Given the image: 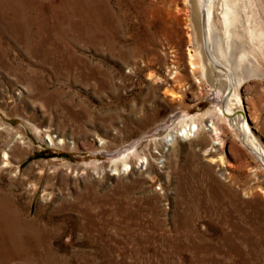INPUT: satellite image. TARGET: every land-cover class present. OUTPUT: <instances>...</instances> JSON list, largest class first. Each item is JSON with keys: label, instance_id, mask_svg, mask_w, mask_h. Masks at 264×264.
I'll return each instance as SVG.
<instances>
[{"label": "rangeland", "instance_id": "rangeland-1", "mask_svg": "<svg viewBox=\"0 0 264 264\" xmlns=\"http://www.w3.org/2000/svg\"><path fill=\"white\" fill-rule=\"evenodd\" d=\"M188 16L183 0H0V190L69 264H264V164L234 124L209 129L223 101L190 73ZM262 58L229 108L264 150ZM190 117L200 138L159 165Z\"/></svg>", "mask_w": 264, "mask_h": 264}, {"label": "bare ground", "instance_id": "bare-ground-1", "mask_svg": "<svg viewBox=\"0 0 264 264\" xmlns=\"http://www.w3.org/2000/svg\"><path fill=\"white\" fill-rule=\"evenodd\" d=\"M64 1L62 0V3ZM183 3L189 12L187 61L190 73L193 75L199 73L202 80L210 83L218 79L219 87L215 89L217 96H221L223 101L222 106L215 111V118H211L214 117L213 112H205V119L211 123L209 129L219 131V122L230 126L234 124L233 127L243 139L244 145H247L264 164V150L250 133L242 116L235 114L233 117V110L229 108L230 101L240 103L237 92L246 76L243 74L245 65L259 66L257 55L264 60V0H183ZM216 18L221 25V31L216 24ZM237 51H240L239 57L236 56ZM224 87L227 88L225 98ZM168 96L175 97L170 93ZM197 122L193 117L182 120L174 130L164 136L163 145L168 147V151L164 149L158 153L159 158H156V161L160 162V165L164 163L168 152L175 150L177 146L174 144L182 139L188 143L193 139L196 141L203 128V121ZM203 155L207 157L213 155L208 160L210 163L222 162V157L217 155L213 143L204 150ZM122 156L117 158L114 167H117L118 163L126 165V158ZM142 160L148 164L143 156H139L132 166L127 165V168L118 169L115 175L121 173L126 175L127 173L122 171L128 168L131 169L130 173H141L136 162ZM0 165L7 169L8 174L10 173L12 163L6 149L2 150ZM16 171L13 176H16ZM2 191L0 190V264H69L67 259L52 249L46 227L39 224L36 218L28 216L30 213L24 214L12 195L8 196ZM86 216L89 220L85 224L93 228L94 220L90 215Z\"/></svg>", "mask_w": 264, "mask_h": 264}, {"label": "built area", "instance_id": "built-area-1", "mask_svg": "<svg viewBox=\"0 0 264 264\" xmlns=\"http://www.w3.org/2000/svg\"><path fill=\"white\" fill-rule=\"evenodd\" d=\"M163 140L161 141V144H160V150H158V152L156 153V155L158 156L159 154H160V152L161 151H163L164 149H165V151H168L167 149H168V147L166 146H164L163 145ZM159 153V154H158ZM143 157L147 160V162L149 163V160H148V157L147 156H144L143 155ZM158 158V157H157ZM137 163V164H136ZM135 164H136V166H137V168H138V171L139 172H143V171H145L146 170V166H148V164H146V162H145V160H142V161H137ZM159 165H160V162L158 163ZM136 166H133V167H136ZM137 168H136V170H137ZM139 168H140V170H139ZM130 171H131V169L130 168H128V170H126V171H122V172H125V173H130Z\"/></svg>", "mask_w": 264, "mask_h": 264}]
</instances>
